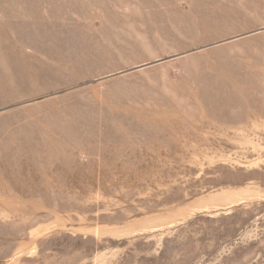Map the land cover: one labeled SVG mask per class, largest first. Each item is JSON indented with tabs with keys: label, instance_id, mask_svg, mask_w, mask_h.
<instances>
[{
	"label": "rangeland",
	"instance_id": "1",
	"mask_svg": "<svg viewBox=\"0 0 264 264\" xmlns=\"http://www.w3.org/2000/svg\"><path fill=\"white\" fill-rule=\"evenodd\" d=\"M0 264H264V0H0Z\"/></svg>",
	"mask_w": 264,
	"mask_h": 264
}]
</instances>
